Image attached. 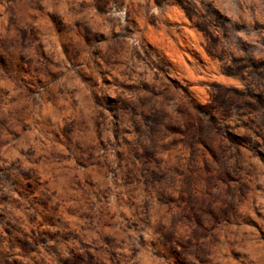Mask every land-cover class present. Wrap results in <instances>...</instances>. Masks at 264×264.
I'll return each mask as SVG.
<instances>
[{
	"label": "clouds",
	"instance_id": "9594fccd",
	"mask_svg": "<svg viewBox=\"0 0 264 264\" xmlns=\"http://www.w3.org/2000/svg\"><path fill=\"white\" fill-rule=\"evenodd\" d=\"M15 7L9 0L0 4V176L7 175L16 183L21 175L17 169L22 168L26 174L21 186L26 194L43 184L55 200L76 202L69 231L59 240L60 233L42 236L53 256L63 264H77L73 237L78 228L77 239L109 253L111 264H264V241L258 230L264 226V219H260L264 216V141L256 135H264V119L260 116L264 108L258 107L253 114L247 104H238L231 120L215 121L219 133L235 136L237 145L222 150L219 156L208 142L207 129L197 134L187 121L177 123L172 129V143L182 145L183 150L175 155L176 162L160 170L161 162L157 161V170L149 169L155 179L174 182L176 176L183 178L171 192L167 183L160 188L158 199L176 205L164 211L147 188L142 193L121 191V181H130L118 159L120 141L113 135L119 121L108 120L105 115V109L115 114L117 106H124L117 97L142 104L147 102L142 96L158 95L151 87L158 74L144 55L148 51L146 38L174 37L179 41L198 27L200 16L212 18L224 34L256 48L246 56L249 64L239 78L222 77L219 82L241 97L264 93V0H26L20 30L27 29L33 39L43 35L39 31L41 22L52 19L57 31L64 30L62 21H67V30L100 40L93 50L99 60L92 51L84 59H77L79 53L73 54L69 48L68 64L64 52L58 60L52 52L57 67L63 64L59 73L34 68L31 59L16 54L17 32L9 23ZM186 11L198 15L189 19ZM41 72L49 79L41 82ZM128 88L136 92L125 91ZM141 89L146 91L142 93ZM176 112L175 105L163 110L170 118ZM136 114L143 116L142 112ZM207 119L211 126L212 111L207 112ZM160 122L156 117L146 119L152 131H140L135 137V144L145 149V155L157 146L154 132ZM85 137L97 141L95 150L104 156L103 164L99 156L93 158L91 144L83 146ZM196 143L205 147L211 160L204 152H199L198 159ZM170 146L160 145L162 149ZM200 172L208 173L200 177L207 181L206 200L196 199L191 190L192 174ZM233 179L235 189L228 184ZM218 180L226 185L223 191H213L219 189ZM30 181L35 182L31 189ZM151 183L146 176L145 184ZM248 192L251 195L245 197ZM220 199L228 205L221 214L231 212L232 223L251 216L259 220V225L254 227L248 221L243 227L214 232L215 224L201 231L189 222L187 208L200 205L197 219L202 225L203 215H216L213 204ZM185 201L186 207H181ZM192 215H197L194 209ZM2 234L0 228V264H26L22 254L5 247ZM29 260L31 264H44V255L37 253Z\"/></svg>",
	"mask_w": 264,
	"mask_h": 264
},
{
	"label": "rangeland",
	"instance_id": "374dc122",
	"mask_svg": "<svg viewBox=\"0 0 264 264\" xmlns=\"http://www.w3.org/2000/svg\"><path fill=\"white\" fill-rule=\"evenodd\" d=\"M4 2L5 0H0V4ZM9 2L16 6L12 10L13 14L9 17V23L13 25L18 37V46L14 51L24 60L31 59L34 68H46L50 72L59 73L63 70V64L57 67L52 58V52H56V60L59 59L60 53L64 52L65 62L71 64V60L67 56L69 48L73 54L79 53L77 59H84L89 51L96 55L93 50L100 44V40H93L88 36L80 35L75 30H67L69 27L67 21H62L65 26L62 31L56 30L52 19L46 22L42 21L39 31L43 35L38 34L37 39H33L31 32L27 29L20 30V18L26 0H9ZM98 10L102 11V9ZM185 14L189 19L196 18L198 15L195 11L191 13L186 11ZM146 39L148 51L144 55L151 61L152 68L158 74V79L151 85L158 95L148 93L147 97L142 96L141 99L147 101L142 104L135 99L130 102L117 97L124 106H117L114 110L115 114H113L112 109H105V115L108 120L119 121L116 125L118 131L113 135L120 141L118 159L127 172L126 179L130 181L129 183L121 181L123 184L121 191L142 193L143 189L147 188L151 191L160 210L164 211L167 207L175 208L176 205L174 202L166 204L158 199L157 194L160 188L167 183L168 190L171 192L173 187L180 186L183 178L176 176L174 182L155 179L150 176L149 169L157 170V161L161 162L159 164L160 170L166 166L171 167L176 162L175 155L178 151L183 150L182 145L172 143L175 137L172 129L177 123L182 124L187 121L197 134L201 130L207 129L208 142L219 156L222 150L237 145L234 143L235 136L225 137L219 133L215 121L231 120L238 104H247L252 113L255 114L258 107L264 108V99L258 98L264 96V93L241 97L235 90L219 82L222 77L239 78L243 74L244 66L249 64L246 56L256 51V48L254 44L248 41L233 37L231 34H224L210 17L200 16L198 27L194 28L190 34L181 37L179 41L174 37L162 40L158 36H149ZM248 39H252L250 34ZM0 46H3V42H0ZM119 54L117 52V55ZM96 58L97 60L100 59L98 55ZM107 67L114 68L115 65H107ZM209 76L212 77L211 80H209ZM40 77L41 82L49 79L44 72L40 73ZM105 79L111 83L109 77H105ZM68 83L71 85L72 81L69 80ZM125 91L135 93L136 89L128 88ZM140 91L143 93L146 89ZM60 102L64 103L63 100ZM169 105L177 107V112L171 118L163 114V110ZM157 106H159L158 109ZM208 111L214 113L211 126H209L210 122L207 119ZM140 112L143 113V116L136 114ZM201 114H204L203 119H201ZM260 116L264 119V112L260 113ZM153 117L162 121L156 125L157 131L154 132L157 146L148 150L150 155H145V149L135 144V137L139 135L140 131H152L146 124V119ZM251 122L256 123L255 120ZM246 127H248L247 124ZM125 128L128 131H125ZM77 134L79 133L77 132ZM256 135L264 141V135H261L260 132H257ZM100 140L104 141V137H100ZM89 144L93 146L92 156L95 159L99 156L95 150L97 141L85 137L83 146L88 147ZM160 145L171 146L162 149ZM194 147L198 150V159L199 152H204L205 157L211 160V156L203 145L196 143ZM100 151H103V148ZM104 159V156H99L100 164L104 163ZM199 166L203 169L202 163ZM92 167L95 168L97 165L93 164ZM17 172H20L21 175L16 183H12L11 178L7 175L0 176V228L3 229L4 238L2 242L5 247L22 254L26 264H31L29 257L37 253L44 255V264H63L60 258L54 257L53 253L45 247V240L42 239V236L45 233H60L57 239H61L69 231L68 224L73 219L72 211L76 202L55 200L54 194L46 189L43 184L26 194L25 189L21 186L23 176L26 173L22 168L17 169ZM192 175L194 177L191 183L193 196L196 199L203 198L206 200L207 181L200 177L207 176L208 173L200 172ZM146 176L152 179L151 184H145ZM33 183L35 182H29L30 189ZM216 183L219 185V189H213V191H223L226 188L224 181L218 180ZM228 184L233 189L237 187L234 179L228 181ZM239 195L240 193H237L238 197ZM249 195H251L250 192L245 193V197ZM186 204V201L182 202L181 207H186ZM227 207L228 205L223 199L217 200L213 204V208L217 210L216 215H203V224L201 225L197 219V216L200 215V205L194 204L187 208L188 214L191 216L189 222L201 231L215 224L214 232L243 227L248 221H251L254 227L259 225V220H252L251 216L245 217L238 223H232L231 212L221 214V210ZM193 209L197 215H192ZM260 219H264V216ZM258 230L260 240L264 241V226H259ZM79 235L80 230L77 228L73 237L77 264H111L108 259L109 253H103L99 251V248L87 246L86 240L77 239ZM201 239H206V237Z\"/></svg>",
	"mask_w": 264,
	"mask_h": 264
}]
</instances>
